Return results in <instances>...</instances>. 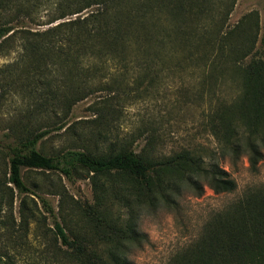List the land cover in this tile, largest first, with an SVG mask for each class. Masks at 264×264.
<instances>
[{"label":"trees","instance_id":"16d2710c","mask_svg":"<svg viewBox=\"0 0 264 264\" xmlns=\"http://www.w3.org/2000/svg\"><path fill=\"white\" fill-rule=\"evenodd\" d=\"M47 1L53 4L52 15L42 23L47 26L32 29L28 23L35 22L40 0H0V52L20 48L0 73L22 88L31 85L45 97H62V102L74 104L93 90L90 79L97 72L104 74L107 63L125 66L132 60L149 64L159 60V53L170 44V23L181 31L176 36L182 47L191 38L199 42V37L204 38L203 45L209 44L199 54L206 76L218 72L222 79L238 81L235 96L221 97L207 114L206 126L216 149L206 151L205 160L185 147L160 153L153 135L138 149L127 139L117 147L109 142L103 148L99 144L107 137L91 125H85L84 134L94 138L93 149L44 154L36 144L47 130L9 147L7 180L18 192L29 191L22 167L57 170L66 177L77 168L91 174L92 203L81 205L72 199V224L63 215L53 220L55 237L64 246L59 261L132 264L128 254L140 247L144 237L137 229L142 209H173L184 190L200 196L204 185L215 193L234 191V179L219 164L225 158L233 162L245 155L250 169L256 170L264 149V4L261 18L250 11L225 31L211 27L213 34L207 20L216 0ZM49 62L61 69L54 81ZM105 98L92 106L96 119L109 111ZM41 202L52 214L45 199ZM167 264H264V185L246 189L211 213L197 236Z\"/></svg>","mask_w":264,"mask_h":264},{"label":"rangeland","instance_id":"374dc122","mask_svg":"<svg viewBox=\"0 0 264 264\" xmlns=\"http://www.w3.org/2000/svg\"><path fill=\"white\" fill-rule=\"evenodd\" d=\"M40 1L35 22L28 23L32 29L45 28L42 23L53 11V4ZM229 1L216 0L208 15L213 34L215 28L211 27L225 31L250 11L257 12L259 18L263 15L264 0H234L227 6ZM168 31L170 44L159 53V60L150 64L132 60L125 66L107 63L102 68L104 74L97 72L98 76L90 79L93 90L74 104L62 102V97L46 98L31 85L23 84L22 88L18 81L12 82L7 76L3 79L0 73V264H67V260L58 259L64 246L55 237L53 220L63 215L72 224V199L81 205L93 201L91 174L82 168L66 177L57 170L22 167L29 191L18 192L7 180L8 154L9 147L21 139L47 130L36 144L44 154L93 149L94 138L84 134L85 125H91L107 137L99 144L103 148L109 142L117 147L127 139L138 149L153 135L157 151L163 154L185 147L205 160L206 151H215L216 140L206 126L207 114L221 97L235 96L238 81L222 79L218 72L206 76L202 71L199 54L209 47L207 42L203 45V37H197L199 42L191 38L182 47L176 36L181 31H176L173 23L168 24ZM261 48L264 55V46ZM19 51L15 45L0 52V69L12 63ZM55 65L48 63L51 81L60 78L61 69ZM104 97L111 106L96 119L92 106H98ZM219 164L234 179V191L215 193L204 185L200 196L184 190L173 209H142L137 229L144 237L140 247L128 254L132 264H167L177 250L197 236L211 213L239 198L246 189L264 185V149L256 170L250 169L245 155L233 162L225 158ZM41 198L52 214L44 209Z\"/></svg>","mask_w":264,"mask_h":264}]
</instances>
